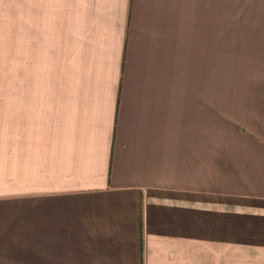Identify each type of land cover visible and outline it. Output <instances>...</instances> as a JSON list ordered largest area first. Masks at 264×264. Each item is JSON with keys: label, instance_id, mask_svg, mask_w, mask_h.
I'll use <instances>...</instances> for the list:
<instances>
[{"label": "crops", "instance_id": "obj_1", "mask_svg": "<svg viewBox=\"0 0 264 264\" xmlns=\"http://www.w3.org/2000/svg\"><path fill=\"white\" fill-rule=\"evenodd\" d=\"M0 264H264V0H0Z\"/></svg>", "mask_w": 264, "mask_h": 264}, {"label": "rangeland", "instance_id": "obj_2", "mask_svg": "<svg viewBox=\"0 0 264 264\" xmlns=\"http://www.w3.org/2000/svg\"><path fill=\"white\" fill-rule=\"evenodd\" d=\"M243 69L245 68H212V90L235 89L236 78Z\"/></svg>", "mask_w": 264, "mask_h": 264}]
</instances>
